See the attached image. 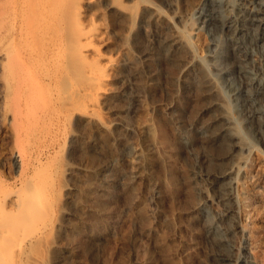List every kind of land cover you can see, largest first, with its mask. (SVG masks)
<instances>
[{"label": "rangeland", "instance_id": "obj_1", "mask_svg": "<svg viewBox=\"0 0 264 264\" xmlns=\"http://www.w3.org/2000/svg\"><path fill=\"white\" fill-rule=\"evenodd\" d=\"M81 1L0 0V189L23 195L31 181L53 209L26 264H250L237 226L251 228L254 209L256 218L264 214V176L249 200L237 172L257 173V158L264 167V0H223L231 27L192 31L182 15L199 1L209 15L210 1L85 0L78 16ZM80 24L98 35L80 46L88 61L96 62L97 48L112 57L107 81L90 79L75 56ZM173 35L181 42L169 51ZM58 41L67 43L61 79L58 52L43 70L13 60ZM221 54L219 66L207 63ZM28 71L43 83L40 109L29 105ZM100 86L105 98L80 100L85 87ZM214 101L224 108L202 112ZM214 116H239L241 124L213 141L201 126ZM232 168L231 178L211 185ZM219 221L225 233L215 235Z\"/></svg>", "mask_w": 264, "mask_h": 264}, {"label": "bare ground", "instance_id": "obj_2", "mask_svg": "<svg viewBox=\"0 0 264 264\" xmlns=\"http://www.w3.org/2000/svg\"><path fill=\"white\" fill-rule=\"evenodd\" d=\"M85 0H82L79 5V14L81 16L84 13L83 7L85 6ZM87 1V0H86ZM211 2L210 13L207 15L205 13V2L199 1L188 13L182 15V20L184 23V27L189 30L198 29L199 25L201 24H209L213 28H225L228 25L231 27L230 17L221 15L220 12V5L222 4L223 0H205ZM257 4H262V0H253ZM225 2V1H224ZM229 2V1H228ZM39 10L43 11V7H39ZM45 11V10H44ZM222 11V10H221ZM44 13V12H43ZM47 13V12H46ZM223 14V12H222ZM259 12H254V16L257 17ZM223 16V19H222ZM49 17V15H47ZM196 23L194 22V19ZM261 23L264 25V17L261 19ZM28 38H31L34 34V30L32 28H28L26 30ZM93 37H98L97 34L92 33V31L85 25L80 24L76 34L72 39V45L75 49V56L80 58V62L85 66L87 75L90 79L96 80L95 82L100 83L102 80L107 81L108 76L111 74V70L114 66H112L113 60L112 57L106 56L102 54L100 48L96 49L95 55H97L95 61L96 62H89L87 59V54H85L82 50H80V46L92 42ZM264 41V35H263ZM181 39L178 36H171L167 39L166 48L169 51L174 49L179 43ZM66 42L65 41H58L53 43L52 45H48L46 47H40L39 49L31 50L30 52L24 53V55H18L13 60L15 63H21L22 70L27 68L25 64L30 62L32 63H40V68L45 62V58L49 55H54L58 52L56 59L59 58L58 62H56L57 66V79H61L63 76H67L63 71V65L66 50ZM78 51H77V50ZM65 58V59H64ZM210 59V58H209ZM206 60V59H205ZM223 60V55H218L217 57H213L210 61L214 66H219ZM206 63V62H205ZM44 68L42 67L41 70ZM20 69V65H18L14 70H12V76L19 77V74L22 72ZM229 72V70H225ZM27 76L33 77V74L28 71ZM253 79V78H252ZM210 81V79H209ZM254 81V79H253ZM207 82V81H206ZM42 81L38 76H35L31 79L29 83L25 82V85L29 86L28 94H29V105L33 109H40L38 105L39 101V94L41 92L40 88L42 87ZM22 87V84L18 82L17 89L19 90ZM261 89H264V83L261 84ZM214 86L209 87V91H213ZM35 94L38 96L35 98ZM80 100L86 99L90 97L93 103H97L100 97L105 98L107 95V90L103 87H85L82 91L79 92ZM90 100V102H91ZM221 101V100H220ZM220 101L211 102L202 112L206 110L213 111V108L216 107H223L225 102L221 103ZM227 103V102H226ZM230 104V103H229ZM232 104V103H231ZM224 105V106H223ZM234 106V105H233ZM229 107V106H227ZM88 109H92L96 111L94 104L88 105ZM232 110V109H231ZM90 112V111H89ZM240 116V115H239ZM237 118H230L226 116H214L208 121L204 122V125L201 126L203 135H209L213 139V141H225L228 137L227 135L231 134L230 128L234 124H241L240 120L241 117ZM32 123H37V120L31 121ZM236 148H240L241 150H246V147H241L239 144L235 145ZM237 149V150H238ZM15 157V156H14ZM16 163L22 161L23 163V156L18 154L15 157ZM255 167L258 168L257 173H253V171H245L241 172L239 170L237 172V178L243 179L244 185L248 191V198L249 200L252 199L255 193H258L260 190V180L264 176V167L263 163L260 158L254 160ZM22 169L24 167V163L21 165ZM234 174L233 168L227 169L220 173V177L212 178L211 185L216 186V180L231 178ZM253 179V181H249ZM29 182V181H28ZM27 186L26 191L23 195L18 194L14 197L11 196L10 198L6 195L5 191L3 192L0 189V264H26L31 259L29 253V245L34 244L40 237L45 234V231L49 228V223L52 220L53 212L51 210L52 206L51 203H42L35 195H33L32 190L35 189V184L30 181ZM34 186V187H33ZM32 187L33 189H30ZM226 195L222 193L220 197V201H226ZM50 206V207H47ZM232 210L226 209V213H230ZM256 211L253 210L251 213V218H253L251 228L248 227L250 223L240 224L237 226L240 231L244 232L245 239H246V246L244 247V254L250 258V264H264V214L258 219L256 218ZM220 222V223H219ZM215 222L213 225L215 235H219L220 233L224 232L221 228V221ZM227 231V230H226ZM261 233L262 236H258V233ZM45 236V235H44ZM226 260H230L231 257H225Z\"/></svg>", "mask_w": 264, "mask_h": 264}]
</instances>
